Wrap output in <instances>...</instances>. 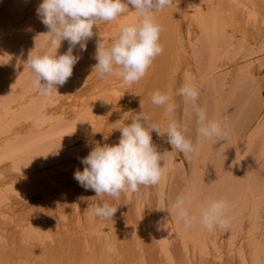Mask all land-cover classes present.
Masks as SVG:
<instances>
[{
  "label": "rangeland",
  "instance_id": "374dc122",
  "mask_svg": "<svg viewBox=\"0 0 264 264\" xmlns=\"http://www.w3.org/2000/svg\"><path fill=\"white\" fill-rule=\"evenodd\" d=\"M41 2L0 0V264H198L176 252L183 222L172 205L181 195L191 197L197 228L209 200L228 202L227 228L186 238L239 244V257L225 264H264V0H172L154 13L163 53L128 85L99 78L93 66L98 43L110 47L120 25L138 22L130 7L98 22L86 51L77 45L71 78L51 96L33 88L25 64L50 40ZM68 47L62 41L57 54ZM185 84L198 89L208 119L226 126L227 140L198 137L191 101L176 94ZM156 90L176 104L173 113L151 103ZM140 111L161 131L176 120L198 154L172 152L158 185L119 199L80 186L81 158L97 144H117ZM151 136L158 151H172L166 134ZM105 201L118 208L112 219L94 215Z\"/></svg>",
  "mask_w": 264,
  "mask_h": 264
},
{
  "label": "clouds",
  "instance_id": "9594fccd",
  "mask_svg": "<svg viewBox=\"0 0 264 264\" xmlns=\"http://www.w3.org/2000/svg\"><path fill=\"white\" fill-rule=\"evenodd\" d=\"M172 0H42L37 15L47 27L50 40L41 44V53L32 55L25 62L34 74L32 86L42 96H51L57 92V86H63L73 74V68L81 58L73 51L79 45L81 52L87 50V42L94 35V26L100 21L117 20L129 8L139 14L137 23L123 24L110 47L97 44L93 71L99 78L115 75L123 83L131 85L143 79L153 60L164 51L160 43L162 26L154 13L170 7ZM62 41L68 42L64 54H57ZM55 51H50L49 49ZM177 95L191 101L192 110L198 124L197 135L202 140L215 142L227 140L228 131L220 122L208 119L206 110L197 105L198 89L185 84L177 89ZM151 103L164 107L168 114L176 110L168 94L159 90L150 94ZM41 115L37 114L34 125L41 126ZM121 136L115 145L97 144L86 157L81 158L85 166L83 171H75L74 179L86 190H92L96 196H108L119 199L122 193H136L143 187L158 185L172 167V152L182 153L186 158L198 154L199 145L187 138V129L176 120H170L164 131L153 123L148 114L140 111L131 123L119 129ZM157 136H167L172 151L160 152L153 143L151 132ZM201 140V142H202ZM190 196H178L172 207L185 227H191L197 220L190 214L187 201ZM228 202L209 200L200 214L201 224L209 231L216 227L227 228L226 217ZM118 208L108 202L95 206L94 215L101 219H112Z\"/></svg>",
  "mask_w": 264,
  "mask_h": 264
},
{
  "label": "bare ground",
  "instance_id": "6f19581e",
  "mask_svg": "<svg viewBox=\"0 0 264 264\" xmlns=\"http://www.w3.org/2000/svg\"><path fill=\"white\" fill-rule=\"evenodd\" d=\"M197 223H193L191 227H185L182 224L179 227V236L176 242L177 255H190L199 259L198 264H225L223 261L232 260L239 257L240 247L237 243H224L218 241H210L207 238L193 239L186 236H193L195 233H201L204 237L208 235L207 228L196 227ZM225 258V259H224ZM215 263H214V262Z\"/></svg>",
  "mask_w": 264,
  "mask_h": 264
}]
</instances>
